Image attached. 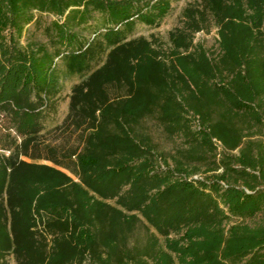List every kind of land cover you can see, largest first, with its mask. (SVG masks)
<instances>
[{"label":"trees","instance_id":"1","mask_svg":"<svg viewBox=\"0 0 264 264\" xmlns=\"http://www.w3.org/2000/svg\"><path fill=\"white\" fill-rule=\"evenodd\" d=\"M171 1L0 0V264H264V0Z\"/></svg>","mask_w":264,"mask_h":264},{"label":"rangeland","instance_id":"2","mask_svg":"<svg viewBox=\"0 0 264 264\" xmlns=\"http://www.w3.org/2000/svg\"><path fill=\"white\" fill-rule=\"evenodd\" d=\"M196 0H172L171 1V9L169 13L160 21L158 25L150 26L141 23H137L132 31L131 36H158L164 40L167 39V34L170 29L177 26L180 23L181 12L183 7ZM57 19V17L50 13H34V20L28 24L23 32V34L19 38V44L22 46H26L28 44L33 43H46L47 39L44 33V27L47 26L52 20ZM80 33L83 36H89L90 30L82 27ZM216 29H212L208 34L205 32H199L196 34V40L203 41L204 45L208 48H212L216 44ZM79 77L72 76L63 79V87L62 91L59 96L58 102V111L55 116L54 122H60L63 117L65 116L68 108V95L70 93V88L73 83L77 82ZM156 138L160 141L162 147L167 150L171 151L176 146L177 142L166 139L163 136L160 137L158 134ZM233 151L232 153H235ZM194 178H203L204 174L199 173L193 176Z\"/></svg>","mask_w":264,"mask_h":264}]
</instances>
